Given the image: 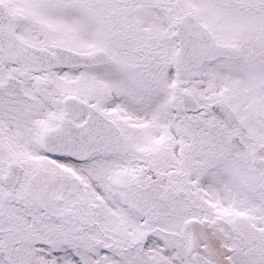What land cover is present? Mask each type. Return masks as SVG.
Returning a JSON list of instances; mask_svg holds the SVG:
<instances>
[{
	"label": "snow or ice",
	"instance_id": "1",
	"mask_svg": "<svg viewBox=\"0 0 264 264\" xmlns=\"http://www.w3.org/2000/svg\"><path fill=\"white\" fill-rule=\"evenodd\" d=\"M0 264H264V0H0Z\"/></svg>",
	"mask_w": 264,
	"mask_h": 264
}]
</instances>
